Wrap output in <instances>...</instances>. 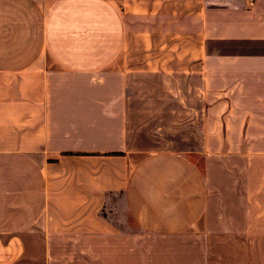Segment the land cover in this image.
<instances>
[{
    "label": "crops",
    "instance_id": "obj_1",
    "mask_svg": "<svg viewBox=\"0 0 264 264\" xmlns=\"http://www.w3.org/2000/svg\"><path fill=\"white\" fill-rule=\"evenodd\" d=\"M0 264H264V0H0Z\"/></svg>",
    "mask_w": 264,
    "mask_h": 264
},
{
    "label": "rangeland",
    "instance_id": "obj_2",
    "mask_svg": "<svg viewBox=\"0 0 264 264\" xmlns=\"http://www.w3.org/2000/svg\"><path fill=\"white\" fill-rule=\"evenodd\" d=\"M168 134V133H167ZM196 160H198V162L202 163L203 162V157L202 155H196ZM229 162V160H228ZM227 161H225V163H228ZM237 162V161H236ZM239 162V161H238ZM222 175V181H221V190L222 193L220 195L219 199H214L212 201V208L211 209H221V210H239L241 209L240 206H242L243 204H240L238 200H240L238 198V196H236V194L234 193V191H232V193L229 195L230 191H229V178H230V174L228 173V171H223L221 172ZM126 227H128V223L126 221L125 223ZM133 227V226H131ZM223 241H228V236L223 237ZM221 252H217V254L222 255V258L227 259L228 258V254L230 253V251H228L227 247L219 250Z\"/></svg>",
    "mask_w": 264,
    "mask_h": 264
}]
</instances>
